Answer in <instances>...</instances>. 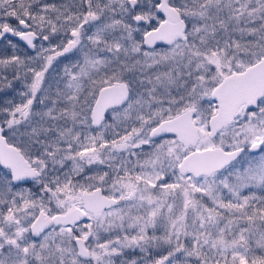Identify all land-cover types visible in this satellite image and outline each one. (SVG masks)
I'll return each instance as SVG.
<instances>
[{
  "label": "snow or ice",
  "instance_id": "6c2138e0",
  "mask_svg": "<svg viewBox=\"0 0 264 264\" xmlns=\"http://www.w3.org/2000/svg\"><path fill=\"white\" fill-rule=\"evenodd\" d=\"M0 264H264V0H0Z\"/></svg>",
  "mask_w": 264,
  "mask_h": 264
}]
</instances>
